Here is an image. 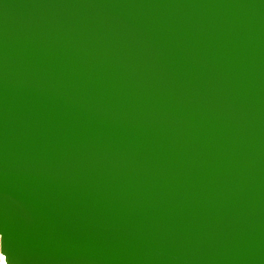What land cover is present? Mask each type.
Segmentation results:
<instances>
[{
  "label": "bare ground",
  "instance_id": "obj_1",
  "mask_svg": "<svg viewBox=\"0 0 264 264\" xmlns=\"http://www.w3.org/2000/svg\"><path fill=\"white\" fill-rule=\"evenodd\" d=\"M183 5V11L177 9L179 26L195 17L198 31L190 24L175 35L168 15L159 18L165 17L173 38L189 53L172 44L164 53L168 66H150L152 82L131 80V106L122 91L115 104L88 93L77 101L65 89L56 93L53 100L67 103L75 115L77 102L87 105L91 120L90 111L100 112L105 122L91 134L97 142L92 144L102 150L79 152L86 149L78 141L82 120L69 126L60 118L64 108L55 112L54 126L66 127L55 136L66 132L69 140L53 143L48 113L22 127L24 134L18 116L0 121V214L11 223L10 233L38 228L33 245L57 253L63 264H76L68 240L79 251L87 241V264H264V156L261 162L256 158L264 155V63L259 59H264V0H183ZM59 8L67 10L66 4ZM193 34L199 37L196 44ZM107 35L100 38H113ZM119 40H113L116 46ZM76 43L67 56L81 51ZM111 53L133 58L122 50ZM197 53L204 54L207 66H200ZM3 97L5 106L15 104L10 92ZM114 111L128 115L125 123L131 117L130 126L120 128L110 118ZM107 125L116 137L101 136ZM29 137L37 148L26 141ZM223 140L227 154L218 150ZM236 144L244 146L239 153L232 148ZM228 154L243 164L231 163ZM210 173L225 183L207 185ZM219 197L228 203L217 205ZM7 198L16 205L13 212ZM44 258L55 264L59 259ZM0 264L50 263L25 259L0 238Z\"/></svg>",
  "mask_w": 264,
  "mask_h": 264
},
{
  "label": "water",
  "instance_id": "obj_2",
  "mask_svg": "<svg viewBox=\"0 0 264 264\" xmlns=\"http://www.w3.org/2000/svg\"><path fill=\"white\" fill-rule=\"evenodd\" d=\"M198 1L193 0L194 3H198ZM169 3V0H122V2L120 0H32L30 4V0H0V100L5 99L3 95L8 92L16 98L13 105L5 106L0 102V121L18 116L19 124L21 122L20 129L23 130L22 127L25 129L30 127V121L39 119L40 116L44 117L43 113H48L49 118L47 116L45 118L47 125H50L49 132H54V136L51 137L53 143L57 141V138L65 137L64 140H69L66 132H64L66 134L64 137L55 136V133L59 132L62 127H66V123L60 125V128L54 126L57 124L54 120L55 112L64 108L65 111L60 118L65 119L69 126L77 125L80 123L79 120H82L84 127L81 128L82 130L87 131L86 129L90 127L89 132H78L79 136H83L82 138L78 137V141L80 143L82 141L86 146L85 150L79 152L86 155L89 153L88 150L93 151L92 148L102 150V145L94 146L92 144L97 142L91 134L94 128H98V123L105 122L100 116V112L98 110L90 111L93 117L91 120L86 113V104L77 102L75 109L78 114L75 115L67 103L62 102L61 104L53 99H56V93L59 90L65 89L69 93L67 95L75 101L79 100L84 93L85 95L88 93L94 100L108 101L110 99L113 104L125 96V104L130 105L131 99H134L133 96H135L134 87L130 84L131 80L140 77L147 83L152 82L153 79L149 75L150 66L155 63L168 66L167 56L164 53L170 49V45H179L185 54L189 53L188 46L173 38L165 19L170 18L175 35L182 33L180 27L184 28L190 24L193 26V31L199 29L200 21L195 17L180 23L179 26L178 10L183 11L186 8L183 5V0H172L171 4ZM60 4L61 6L66 4L67 10L59 8ZM206 6L201 5L202 8H206ZM148 8L149 12H147ZM56 10L54 15L53 12ZM209 10L214 9L209 8ZM162 13L168 16L163 17L161 21L159 16ZM37 16L42 21H37ZM103 34L106 36L109 34L113 38L111 40L101 39ZM120 35L123 38H117ZM192 38V44H196V40H199L196 34H193ZM195 38L196 40H194ZM114 39H120L118 46L114 44ZM76 42H79L81 51H73L70 56H67L68 51L78 47ZM94 48H97L99 52H96ZM111 50L128 52L133 58L125 59L119 55L113 56ZM192 51H195V48ZM154 54L159 55L155 57ZM172 57L175 58L176 55L173 54ZM195 57L199 58L200 66L208 65L205 62L204 54L197 53ZM182 59L188 60L186 56ZM259 59L260 63H264V59ZM183 66L191 65L185 63ZM226 66L233 68V64H226ZM238 67L242 66L238 65ZM7 89L10 90L6 91ZM142 97H144L143 94ZM90 100L92 102V99ZM29 113L32 114L31 117H28ZM127 116H121L119 111H114L110 118H113L112 120L118 123L121 128L130 126L131 117L129 123L123 121ZM112 120H110L111 123H113ZM111 131H113L112 125H107L103 128L101 136L103 135V138L116 137V134L112 135ZM119 136L120 139H123L121 133ZM258 140H262V138L260 137ZM26 141L32 144L31 147L37 148L32 137L27 138ZM223 141L222 145L217 144L221 149H218L219 151L225 148L227 141ZM238 147L243 148L244 146L241 144L232 146L237 152L241 151ZM228 156L230 155L228 154ZM262 156L264 155L259 153L256 158H259L261 162ZM230 157L231 163L235 162L240 166L243 164L236 157ZM33 168L36 170V167ZM211 174L206 179L207 185L214 187L225 183L222 179L216 181V178H213L216 176ZM38 177L39 175L36 180L39 179ZM235 180L242 186L238 179ZM51 181L52 179H50ZM192 181L190 180L189 184ZM227 184H229V180H227ZM216 198L218 199V197ZM224 198L226 199V197ZM219 199L220 201L216 202L217 205L228 203L221 197ZM7 201L10 202L9 210L13 212L16 205L10 198H7ZM210 205L213 206V203L210 202ZM223 214L225 215V213ZM56 224L52 226L55 227ZM7 225H11V223L0 214V238L6 240L7 247L11 251L35 262L43 259L47 263L55 264L54 260L44 258L50 257L59 258L57 264H63L57 253L47 252L33 245L32 240H37V235L41 232L38 228L34 231L24 230L19 233L15 230L10 233ZM72 241L68 240L70 248L75 254L72 255L74 262L87 264L89 259L87 241L82 242L83 248H80V251ZM81 249L85 251L82 252ZM100 253H97V256L103 262L105 260ZM105 262L109 264L108 261Z\"/></svg>",
  "mask_w": 264,
  "mask_h": 264
}]
</instances>
